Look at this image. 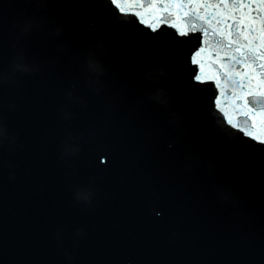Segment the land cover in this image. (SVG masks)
<instances>
[{
  "label": "water",
  "instance_id": "obj_1",
  "mask_svg": "<svg viewBox=\"0 0 264 264\" xmlns=\"http://www.w3.org/2000/svg\"><path fill=\"white\" fill-rule=\"evenodd\" d=\"M57 5L0 0V264L14 256L8 246L20 253L16 264H69L71 257L55 255L69 247L73 264H88L90 256L94 264H106L104 256L113 264H234L235 250L255 251L251 261H259L264 250L255 247L246 230L252 223L240 214L249 206L264 210V194L246 186L245 203L227 192L235 211L224 217L215 185L221 171L198 156L187 165L179 149L163 158L168 152L160 137H145L153 107L181 91L169 92L162 76L151 77L149 86L139 78V48L124 49L130 30L131 37L141 32L142 41L167 50L168 69L187 40L171 29H142L108 0ZM191 79L181 73L179 84L199 96L185 87ZM158 87L165 96L155 97ZM128 99L141 102L133 114L122 105ZM137 109L144 119L135 126L129 119ZM191 132L212 149L200 130ZM169 161L190 179L180 178ZM229 183L226 178V189ZM155 189L166 202L156 199Z\"/></svg>",
  "mask_w": 264,
  "mask_h": 264
}]
</instances>
